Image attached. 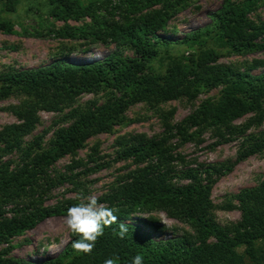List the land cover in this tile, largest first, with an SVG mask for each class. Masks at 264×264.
Segmentation results:
<instances>
[{
	"label": "trees",
	"instance_id": "1",
	"mask_svg": "<svg viewBox=\"0 0 264 264\" xmlns=\"http://www.w3.org/2000/svg\"><path fill=\"white\" fill-rule=\"evenodd\" d=\"M1 1L5 10L12 11L13 0ZM189 1L116 0L111 4L110 0H47L53 17L90 19L89 24L80 28L57 31L59 36L121 42L134 47L136 55L111 53L97 61H53L35 68L0 72V97L12 93L22 96L16 105L7 107L18 122L1 127L0 154L17 147L21 138L32 131L37 110H59L82 93L108 94L101 103L68 111L65 116L70 122L54 131L46 148L25 149L15 167H9V160L0 162V243L47 216L67 213L76 204L75 199H64L51 206L43 201L55 184H81L79 173L71 171L81 165L79 160H73L66 172L52 178L48 176L49 166L62 155L73 153L91 135L110 132L123 121L126 107L140 101L157 104L179 97L193 100L202 90L219 87L217 98H203L177 123H164L160 135L147 137L139 133L120 139L121 149L116 157L132 158L134 167L116 177L97 196L99 203L116 210L118 221L137 211L160 210L186 222L192 233L154 239L141 227L157 228L156 217L139 215L135 219L137 224L129 223L123 239L116 235L118 223L105 227L91 254L73 250L72 242L79 237L71 233L68 242L53 256L31 261L4 255L9 249L5 247L0 250V264H104L108 258L116 264H131L138 254L142 255L143 264H264V176L257 184L232 195L239 219L220 225L211 213L209 191L234 162L188 165L184 156L175 151L177 146L195 140L205 128L224 140L223 129L240 132L241 147L236 160L264 148V71L250 72L264 66V59L253 58L240 69L216 62L217 51L208 47L212 41L235 54L264 50V20L254 21L248 16L264 0H221L219 7L208 15L206 24L177 42L189 51L188 56L172 59L159 72L152 59L167 43L159 33L166 21ZM103 2L111 19L97 11ZM115 12L118 17L113 20ZM245 114H251L246 123L231 126L233 120ZM252 124L263 127L257 133H245ZM92 155L88 154L86 161L93 162V167L85 166L82 172L101 166ZM173 176L185 181L173 182ZM238 248H242L240 253Z\"/></svg>",
	"mask_w": 264,
	"mask_h": 264
},
{
	"label": "rangeland",
	"instance_id": "2",
	"mask_svg": "<svg viewBox=\"0 0 264 264\" xmlns=\"http://www.w3.org/2000/svg\"><path fill=\"white\" fill-rule=\"evenodd\" d=\"M13 1L12 11H7L3 7V1L0 0V22L4 23V26H1L3 28H0V72L35 68L53 61L72 64L97 61L111 53L122 56L136 55L134 47L121 42L91 41L85 36L68 37L57 34L59 30L77 29L89 24L90 19L86 16L77 20L60 19L49 14L50 7L47 0ZM110 2L113 4L116 0H110ZM220 4L221 0H190L186 6L180 8L166 21L159 34L167 39V43L161 45L158 56L152 59L156 70L163 72L172 59H182L188 56L189 51L177 42L189 31L206 24L209 21L208 15ZM104 6L105 2L97 11L110 18ZM248 16L254 21L264 20V3L258 4L255 11L249 13ZM117 17L115 12L113 20ZM208 45L217 51L216 62L223 65L244 69L245 63L251 59H264V50L235 54L222 49L212 41ZM263 71L264 66L250 70L251 73ZM218 94L219 87H214L202 90L193 100L179 97L157 104L140 101L129 105L123 112V121L115 124L110 132L91 135L73 153L62 155L49 166L47 172L52 178L59 172H66L67 166H70L73 160H79L81 165L72 167L71 171L79 173L77 177L81 184L74 186L63 181L53 185L45 194L43 204L51 206L64 199H75L78 203V197L92 194L98 196L105 192L116 177L134 167L132 158L116 157V152L121 149L120 139L139 133L147 137L158 136L164 131V123H177L189 114L201 99L206 97L215 99ZM107 96L108 94L102 91L82 93L73 101L63 104L59 110H37V121L32 131L21 138L17 147L1 153L0 162L9 160V167L17 166L25 149L35 151L48 146L54 131L70 122V119L65 116L68 111L101 103ZM21 99L22 96L18 93L0 97V129L6 124L18 122L17 117L7 107L16 105ZM250 116L251 114H245L233 120L231 126H242ZM262 127L261 124H252L245 129V133H257ZM239 134L240 132L233 133L229 128L223 129L222 135L226 138L224 140L210 128H205L195 140H190L175 148V151L184 156L188 165L234 162L228 172L215 180L209 191V200L213 206L211 213L220 225L232 224L239 219L240 213L232 195L243 187L257 184L264 176V148L258 153L236 160L241 147ZM37 137H39L38 144L35 145ZM171 141L177 143L175 139ZM91 153H94L92 156L96 158L95 162L102 164L97 169L82 172L85 166L93 167V162L86 161L87 155ZM175 181L185 180L173 176V182ZM228 203L230 207H227ZM149 214L156 217L158 227L152 228L144 225L141 230L148 232L154 239L161 240L179 236L185 232L192 233L186 222L168 217L160 210H152L149 213L137 211L131 214L130 222L128 219L122 221L137 224L136 217ZM66 215L67 213H62L43 218L33 227L11 236L7 242L0 243V250L8 247L4 255L17 256L31 261H41L55 255L71 237V232L63 226ZM241 250L242 248H238L236 251L240 253Z\"/></svg>",
	"mask_w": 264,
	"mask_h": 264
},
{
	"label": "clouds",
	"instance_id": "3",
	"mask_svg": "<svg viewBox=\"0 0 264 264\" xmlns=\"http://www.w3.org/2000/svg\"><path fill=\"white\" fill-rule=\"evenodd\" d=\"M77 199L79 202L67 209V215L63 220V226L66 230L79 237L72 242L73 250L91 254L98 238L103 236L105 227H110L116 223L119 225L116 235L121 239L126 236L129 231V223L118 221V217L114 214L115 209L99 203L95 194ZM128 220L130 222L131 218L129 217ZM104 264H116V261L108 258ZM131 264H143L142 255H136Z\"/></svg>",
	"mask_w": 264,
	"mask_h": 264
}]
</instances>
